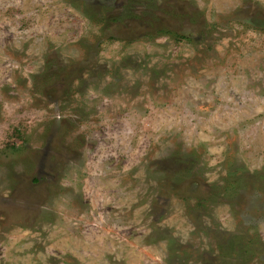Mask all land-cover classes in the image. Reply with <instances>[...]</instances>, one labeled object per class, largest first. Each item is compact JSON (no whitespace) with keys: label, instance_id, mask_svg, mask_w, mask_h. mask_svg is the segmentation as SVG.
<instances>
[{"label":"rangeland","instance_id":"374dc122","mask_svg":"<svg viewBox=\"0 0 264 264\" xmlns=\"http://www.w3.org/2000/svg\"><path fill=\"white\" fill-rule=\"evenodd\" d=\"M0 264H264V0H0Z\"/></svg>","mask_w":264,"mask_h":264}]
</instances>
